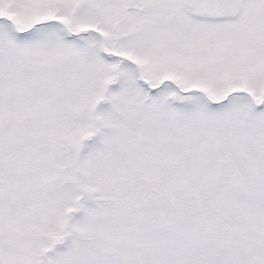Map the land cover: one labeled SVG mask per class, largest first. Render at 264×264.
<instances>
[{
    "label": "snow or ice",
    "instance_id": "snow-or-ice-1",
    "mask_svg": "<svg viewBox=\"0 0 264 264\" xmlns=\"http://www.w3.org/2000/svg\"><path fill=\"white\" fill-rule=\"evenodd\" d=\"M0 264H264V0H0Z\"/></svg>",
    "mask_w": 264,
    "mask_h": 264
}]
</instances>
